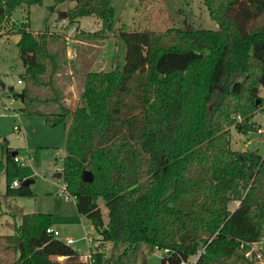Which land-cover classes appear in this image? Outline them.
Here are the masks:
<instances>
[{
  "label": "trees",
  "instance_id": "16d2710c",
  "mask_svg": "<svg viewBox=\"0 0 264 264\" xmlns=\"http://www.w3.org/2000/svg\"><path fill=\"white\" fill-rule=\"evenodd\" d=\"M43 1L0 0V28L11 24L7 34L19 35L24 102L55 103L36 111L48 124L71 118L65 190L102 241L125 245L114 264H137L142 242L165 250L160 264H192L201 248L197 264H259L245 251L246 243L264 237V154L235 149L231 127L257 130L252 118L264 103V0H205L217 29L164 30L117 27L112 0H55L74 2L67 9L70 26L86 17L101 22L97 30H82L81 38L102 42L117 32L126 47L122 66L84 74L74 109L56 85L67 63L66 37L12 19L18 7L29 15ZM237 75L243 78L232 80ZM42 89L53 95L43 97ZM2 147L6 194L34 196L30 183L19 179L14 150ZM234 201L239 204L231 209ZM52 223V213L22 214L15 233L0 235L16 259L0 264L78 262L80 253L48 232ZM94 256L103 264L102 252Z\"/></svg>",
  "mask_w": 264,
  "mask_h": 264
},
{
  "label": "rangeland",
  "instance_id": "374dc122",
  "mask_svg": "<svg viewBox=\"0 0 264 264\" xmlns=\"http://www.w3.org/2000/svg\"><path fill=\"white\" fill-rule=\"evenodd\" d=\"M112 2L116 26L124 23L128 30L219 27L218 22L210 16L205 0H112ZM73 4L71 1L56 3L55 0H44L42 4L31 6L29 15L25 6L18 7L13 12L12 19L18 23L29 21L34 31L45 30L48 27L56 34L61 33L60 39L66 37L67 51L69 46L76 49L75 59L69 58L66 52L67 63L62 74L57 76L56 85L62 100L64 96H69L78 103L84 85V74L87 71L110 70L122 66L126 47L117 32L111 36L112 40L107 46H100L105 41L81 38L82 30H97L101 22L96 18L86 17L79 20L81 22L75 27L70 26L67 18L59 17V12L67 11ZM51 5H55L54 11L49 9ZM10 26L11 24L0 28V235L15 233L24 213H52V226L61 231V237L72 236L79 240L71 245L73 248L87 252L90 246L97 242L99 246L96 248L103 253V264H114L115 258L125 245L122 242L102 241L91 220L85 215L81 216L77 211L75 200L67 198L63 178L55 176L63 167L69 118L57 125L48 124L45 122V115L36 111L52 109L56 107L55 103L50 105L38 101L26 103L21 97L14 96V93L18 95L23 91L27 82L20 79L26 67L16 44L19 35L7 34L6 29ZM79 38L84 39L82 43L76 41L80 40ZM60 44L61 40L58 45ZM75 60H78L76 64ZM236 77L242 79L243 75L233 76L232 80ZM73 81L76 91L73 90V85H69ZM2 83L6 84L5 89L2 88ZM10 86H14V90L9 95ZM41 94L43 97L53 95L49 89H42ZM260 95L264 100L263 86H260ZM70 98L63 101L73 107ZM24 107H27L28 113H22L21 108ZM252 119L258 125L256 131L244 134L238 132L234 126L231 127L233 147L238 150H257L264 154V103ZM18 125L20 130L16 131L15 126ZM2 145L5 149L16 151V156L20 159L19 161L15 159L20 164L19 179L30 182L34 196L13 197L6 194V155L2 152ZM21 157L25 160L24 164H21ZM238 204L239 201H234L230 208L235 209ZM101 206L105 218L108 219L107 209L102 201ZM86 234H89V241L84 238ZM8 245L11 246L4 237H1L0 262H12L16 259V251L13 248H6ZM258 249L262 254L259 264H264V242ZM164 251L142 242L137 264H160ZM195 257L194 254L190 258ZM58 259L63 261L59 257Z\"/></svg>",
  "mask_w": 264,
  "mask_h": 264
},
{
  "label": "built area",
  "instance_id": "2783aa9c",
  "mask_svg": "<svg viewBox=\"0 0 264 264\" xmlns=\"http://www.w3.org/2000/svg\"><path fill=\"white\" fill-rule=\"evenodd\" d=\"M72 58V57H69ZM21 82V80H19ZM15 130L19 131L20 130V126H15ZM16 160H20L18 156L15 157ZM25 160L21 157V164H24ZM13 186H18L19 185V180H15L12 184ZM74 199L72 196H70L68 194V199L69 198ZM75 200V199H74ZM48 232H51L54 234V236H56L57 238H60L62 241H64L66 244L68 245H72L73 243L79 241L78 239L73 238L72 236H65V237H61V232L59 230H56L54 228L49 227ZM84 238L89 241L90 237L88 234H86L84 236ZM264 242V237L259 240V241H254V242H248L246 243V245H248L250 248L247 249V251H245V255L250 258V259H255L256 262H260L261 258H262V254L260 253L258 246L260 244H262ZM99 246V244H92L90 246V249L87 252H82L80 249H76L80 254H79V260L78 262H75L73 264H96V257L94 256L95 250L97 249L96 247ZM204 251V248H201L196 255V257L194 259L190 258V262H192V264H197V260L200 256V254ZM59 258H61L63 261L66 260V256H59ZM183 264H185V262H183Z\"/></svg>",
  "mask_w": 264,
  "mask_h": 264
},
{
  "label": "crops",
  "instance_id": "0c3cea01",
  "mask_svg": "<svg viewBox=\"0 0 264 264\" xmlns=\"http://www.w3.org/2000/svg\"><path fill=\"white\" fill-rule=\"evenodd\" d=\"M81 20V19H80ZM78 22H81V21H78ZM77 22V23H78ZM76 23V24H77ZM60 24L62 25L63 24V21H61L60 22ZM76 24L75 25H72V27H75L76 26ZM99 25H101V23L99 24ZM111 40H112V37L111 38H109V39H107V40H105V43H103V44H101L100 46H107V45H109L110 44V42H111ZM77 42H79V43H82V41H80V40H76ZM77 54V51H76V49H71V46H69L68 47V56L69 57H74V59L76 58L75 57V55ZM78 60H75V64H76V62H77ZM83 81H84V78H83ZM23 83V82H22ZM73 83L75 84V81H73V82H70V86H72L73 85ZM74 86V85H73ZM76 85L74 86V88H73V90H75L76 91ZM23 91H24V89H23ZM67 92L69 93V91L67 90ZM24 94H25V92H24ZM64 98V100H69V96L67 97V96H64L63 97ZM72 98H70V100H71ZM71 102H72V104L73 105H71V106H73V107H71L72 109H74L75 107H76V105H77V102L75 103V101L72 99L71 100ZM70 121H71V118H69V124H70ZM68 127H69V125L67 126V129H68ZM63 178V177H62ZM81 216H83V215H81ZM52 228H54V229H56V230H59L57 227H54V225L52 226ZM60 231V230H59ZM61 232V231H60ZM89 235V234H88ZM93 239V238H92ZM94 241V240H93ZM98 242H100V241H98ZM97 242H94V244H96Z\"/></svg>",
  "mask_w": 264,
  "mask_h": 264
},
{
  "label": "water",
  "instance_id": "95a60500",
  "mask_svg": "<svg viewBox=\"0 0 264 264\" xmlns=\"http://www.w3.org/2000/svg\"><path fill=\"white\" fill-rule=\"evenodd\" d=\"M68 14H67V11L66 10H62L59 12V17L60 18H67ZM2 88L5 89L6 88V84L5 83H2ZM14 90V86H10L8 87V91H13ZM18 96L22 98V100H25V94H24V91H22L21 93H18ZM16 154V151L13 152V155ZM56 177H63V172L62 171H59V172H56L55 174ZM85 179L86 180H91L92 179V175L90 172H88L85 176ZM25 183H30L29 181H25Z\"/></svg>",
  "mask_w": 264,
  "mask_h": 264
}]
</instances>
